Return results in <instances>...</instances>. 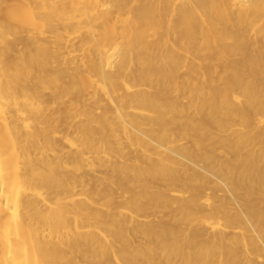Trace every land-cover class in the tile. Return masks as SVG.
<instances>
[{
  "label": "bare ground",
  "instance_id": "1",
  "mask_svg": "<svg viewBox=\"0 0 264 264\" xmlns=\"http://www.w3.org/2000/svg\"><path fill=\"white\" fill-rule=\"evenodd\" d=\"M0 264H264V0H0Z\"/></svg>",
  "mask_w": 264,
  "mask_h": 264
}]
</instances>
